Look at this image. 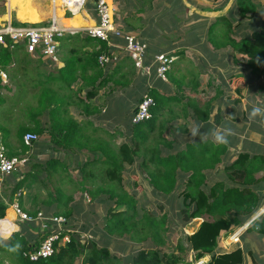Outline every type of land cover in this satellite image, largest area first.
Listing matches in <instances>:
<instances>
[{
    "label": "crops",
    "instance_id": "0c3cea01",
    "mask_svg": "<svg viewBox=\"0 0 264 264\" xmlns=\"http://www.w3.org/2000/svg\"><path fill=\"white\" fill-rule=\"evenodd\" d=\"M51 1H53L56 6H61L62 4L60 3H63V0ZM146 1L147 0H107L110 8L113 10L115 22L116 16L118 17L116 25L125 33L135 35L141 42L147 45V64L149 65L148 59H153V62L150 64L153 65L151 74L147 75L135 67L134 62L122 48L124 45L122 40H114L112 44H108L100 39L91 38L84 32L99 23L95 2L93 0L89 1L85 8L79 12L81 20H79L78 23L73 20L75 13L70 11L71 14L65 17L63 14H65L66 11L63 12L61 9L54 6V14L63 16L61 18L63 24H61L65 26V22L70 21L73 26L69 27L71 31L59 40L58 62H52L40 55L32 57L22 48L14 50L13 61L6 70L7 75L5 74V81L10 83L8 88L11 90V94H13L16 89V95L19 96V94H21L20 91L24 90L26 93L23 94L24 96L22 97L20 95L19 99L26 97L27 99L35 98L37 106L33 107L31 105L26 118L27 123L20 127L18 125V127L16 125L14 126L16 129H13V131L17 136L15 140L13 138L14 134L8 132V130L4 128L0 117V143L6 147L10 157L21 156L28 158L29 161L23 169V171H25L24 175L32 174L33 176L34 171L42 167L45 168L44 171H56L57 173L53 174V176L61 177L63 178L62 180H64L65 176L72 177L73 175H77L74 173H79L83 178L86 176L92 177L96 174H98V176H103V172H106L107 168L105 163L109 161L111 153L108 150H112L110 147L116 146L118 148L123 144L129 143L128 140L131 141L134 138L131 119L140 101L137 106L132 105V107L131 101L133 94H138V98L140 95L144 97L143 94L146 95L149 88H155L161 95L173 97L177 95L178 91L181 93L178 88V82H185L186 85L184 88L187 91L186 95L192 96L190 88L191 83L198 80L200 81L201 75L203 76V73L207 70L205 67L207 66V62L201 59L202 56L206 55L205 59H207L209 55H211V52L213 54L223 53L227 49H215L209 43L210 32L214 30V25L218 20L227 18L232 24L233 31H237L234 32L235 34L239 31L244 34V37L250 35V33L246 34L245 31H242V29L248 26L249 20L248 22H244L245 19H241L239 24H236L237 5L240 9L239 0H150L153 2V8L152 5L145 8L144 2ZM11 2L19 7L18 17L22 22L18 18L17 21H14L19 24H49L54 15L50 13V0H34L33 2L32 0H17L14 2L11 0ZM39 3H44L45 5H39ZM229 5L230 8H228ZM9 12H11V10H9ZM10 20L9 16L6 22ZM133 22L137 23L139 27H136ZM262 24V20L260 19L259 26L255 28V30L260 29ZM75 25H77V27ZM215 27L216 32H223L225 29V26L221 24ZM135 32H138L139 36H137ZM167 33H170L167 38L170 44L164 46L160 39L163 38L166 40L165 34ZM172 33L174 34L172 35ZM162 34H164V37L161 36ZM103 54L109 55L111 61L102 67L97 65L96 60ZM163 54L175 58L174 64L169 72L170 78L167 77V81H162L158 77L154 66L155 57ZM189 55L196 57L202 65V72L190 79H186L185 76L187 77V74L185 72V66L188 63ZM224 55L223 59L226 57V54ZM233 57L237 56L233 53ZM212 68L217 71L216 73H220L218 69H215L216 67L214 65H212ZM39 70H41V72ZM233 74L234 73L230 74L229 77ZM248 75L249 74H245V76ZM141 77H143L144 80L142 88L138 82ZM221 77L225 78V76ZM5 81L3 79L4 84L6 83ZM130 81L132 84H130ZM134 85V89H141V93L140 90H132ZM189 89L190 92H188ZM1 94H3V92ZM41 98L42 101H44L43 108L39 105V100ZM236 100L235 103H237ZM29 102L30 101H27L30 106ZM4 104H0V113L8 112L2 110ZM222 104L228 105L230 103L229 100H227L226 103ZM222 104L218 105L219 110L222 108ZM229 106L230 105H228L227 115L230 120L235 121L233 123L236 125V112L232 110L234 107L230 108ZM128 107L133 110L131 115L127 114L126 108ZM174 110L179 113L178 119L169 123V127L179 129L182 126H186L189 130L188 133L176 131L174 134H171L169 131L172 138L175 135L174 140L177 142L175 148L179 146L182 139H189L191 142L203 141V137H193L191 135V129L197 126H199L201 133H206L209 129H214V126L211 124L208 126L199 123L192 115L186 117L182 116L183 112L177 107L174 108ZM17 111L18 110L11 109L10 112L12 114L10 113L7 115L8 120L5 119V121H10L12 124H15V122L18 123L19 115ZM33 113L37 114L36 118L30 115ZM42 115V120H39V116ZM120 115L124 116V118L122 119ZM167 116L168 115L161 117V120H164ZM247 116V114L244 115V117ZM35 120L40 121L43 125L42 128L44 133L39 135V137H42V143L46 146V150H44L45 153L40 152L38 155L42 157V161L37 159L34 160V157L28 155L30 154L29 149L26 153L23 152L20 139L19 131L21 129L36 128L37 122ZM128 120H130V122H128ZM21 122H26V120ZM179 123H181V125ZM55 124L57 128L54 131ZM8 127H10L9 123ZM170 128L168 130H170ZM127 137L129 139L124 141ZM208 138L210 137L204 140ZM17 141L20 142L21 146L19 145L18 148H14V144H16ZM185 145L186 143L183 142L181 145L182 149H185ZM228 145L230 149V143H228ZM33 146L35 148V144ZM53 149L57 152V155L54 157L50 155ZM75 152H78V154H74ZM236 156L235 154L227 155L226 158H224V163L221 165V168L230 166L236 160ZM53 160L58 162L49 164ZM86 169H89L87 173L84 172ZM61 170L64 172L59 173ZM220 171H213L209 174L214 177L217 173H220ZM136 174L144 178L141 173H135V175ZM11 176L4 177L0 174V201H3L8 206L5 218L0 221V229H3L1 223L3 221H8L17 227V230L12 231V235L16 233L26 234V236L33 239L32 246H34L39 241L38 237L41 236L40 231H43L41 229L42 223L38 224L37 222H40L39 220L31 224L26 223L30 225L27 226L26 229L21 226L24 222L20 220L13 206L14 203L19 202L25 189L21 192L22 196L17 195L13 200H10L5 194L7 186L3 179L8 177V180L14 182L15 176ZM144 181L146 185L149 186L148 181L146 179H144ZM70 183L78 188V192H83L78 181L72 180ZM260 188L259 191H262ZM260 194L264 199V194ZM173 195L175 197L176 193ZM173 195H171V197ZM172 199L174 198L172 197ZM22 204L23 210L27 211L25 201L22 200ZM91 204H93V202H91ZM101 206H104V204ZM261 208V211L251 219H248L247 221L249 222L247 223L246 221L244 226L251 224L257 217L263 215L264 202ZM9 215H11V217L7 218ZM185 221L189 222L186 228L187 233L189 232L188 235H192L201 224L198 220L189 221L185 219ZM68 227L72 228L70 222L66 225V230L69 231L68 234L75 232L74 230H69ZM242 228L244 227L234 228L229 236ZM247 229L248 227L243 230L239 243L249 234ZM251 234L254 235L253 239L261 240L259 234ZM36 235H38V237ZM262 241H264V238ZM234 247H236V245L232 243L226 246L221 242L218 246V253L230 252ZM210 260L211 256H207L201 261H197L195 264H207ZM244 264L254 263L244 262Z\"/></svg>",
    "mask_w": 264,
    "mask_h": 264
},
{
    "label": "trees",
    "instance_id": "16d2710c",
    "mask_svg": "<svg viewBox=\"0 0 264 264\" xmlns=\"http://www.w3.org/2000/svg\"><path fill=\"white\" fill-rule=\"evenodd\" d=\"M239 5L240 15L244 19L248 18L249 12L255 14L258 9V5L251 0H239ZM253 16L249 18H253ZM14 24L19 25L17 22H14ZM218 24L227 28L223 32H216L215 26H218ZM229 25L232 26L227 18L218 20L214 25V30L210 32L209 43L215 49L231 48L234 54L247 58L246 68L250 70V74L248 76L233 74L229 78L234 80L235 78L244 79V81L248 80L246 82L249 83L259 81V90L263 91L264 86L260 82H264V23L260 29L252 31L250 35L243 37L241 40L231 37L232 31ZM18 48L24 49L23 46ZM14 52V50L0 48V104L5 103L1 94L4 89L2 73L11 65ZM152 62V58L148 59L149 65ZM96 63L100 65L99 58H97ZM169 72L167 77L170 78ZM178 84L181 93L178 91L177 95L173 97L161 95L155 88L147 90L146 95L155 102L152 109V119L135 125L132 123L134 138L130 143L123 144L118 148L109 146L112 150H108L111 153L109 161L105 165L108 174L106 176L110 180V184L94 186L95 188L92 186L88 189L85 186L88 179L86 176L82 182H79V186L83 189V193L90 196L92 201L98 202L96 203L98 207L94 206L93 209L100 208L106 201L114 202L115 206L109 210V214L106 216L105 230L108 236L127 234L132 240L137 238L135 240L137 242L144 241L145 238L136 236L143 228L146 230L147 236L163 245L164 240L161 231L167 223V215L158 220L152 217V214L148 211H144V215L141 216L137 209L140 202L135 196L129 195L128 190L130 187L123 185L125 182L123 178L125 164H134L135 157L139 156V153L144 150L146 159L142 163L141 169L143 171L141 174L142 176L145 174L146 180L149 186L154 189L155 194L163 198H169L171 195L178 193L179 197L183 199L185 208V210H182V214L186 213L189 221L198 220L201 224L192 235L186 238V242L179 243L176 254L163 253L159 249L145 248L135 255L133 264H193L207 256H211V260L207 264H244V251L240 246L236 245L230 252L224 253H218V246L221 238L229 235L234 228L242 227L248 219L257 214L263 205L262 201L264 199L253 187L256 186L257 188L264 181V178H259L260 174H264V157L258 155L251 157L248 154L238 155L230 166L223 168L225 179L212 184L209 173L215 171L217 166L224 163V158L229 153V145H216L212 143L211 138L198 142L182 139L179 146L175 148L177 142L175 140L167 141L165 137L166 131L170 128L169 123L178 119L179 113L174 108L181 109L182 116L192 115L199 123L209 126L214 119L217 104L214 103V98L204 101L198 99V96L204 93V91H200L201 84L198 81L190 85L192 96L186 95L185 82H178ZM225 95L226 93L219 89L217 97L223 98ZM142 100L143 97L140 99V103ZM236 102L239 103L240 101L236 100ZM39 105L40 107L44 106L42 98L39 100ZM30 115H33L34 118L37 117L35 113ZM165 115L168 116L161 120V117ZM35 121L37 122L36 128H25L20 131L22 150L25 153L29 149L23 142L25 134L31 132L42 135L44 133L41 122ZM54 128L55 131L56 124ZM169 131L171 134L176 131L189 132L186 126L179 129L170 128ZM183 142L186 143L185 149H182L181 146ZM161 145H165L169 152L164 154ZM57 162L53 160L49 164ZM185 175H188V179L185 178L184 186L179 189V179ZM97 177L98 174L92 176V178ZM219 177L220 173L214 176V178ZM27 178L33 179L32 174L24 175L17 180L12 188L10 200H13L19 194L22 196L21 192L24 189L31 190L33 183H28ZM58 193L60 194L51 195L49 201L44 202V205L49 209L55 206L57 208V212L54 213L55 216L64 217L68 220L74 212V209L69 207L72 196L63 194L60 190ZM105 196L108 198L103 199ZM19 204L22 207V197ZM7 207L3 201H0V220L5 218ZM25 212L32 218L37 217V214L40 213V211L28 210ZM90 214L93 215L94 212L91 210ZM9 217L11 215L7 218ZM5 222L11 224L8 221L2 223ZM26 223L28 222L21 224L25 229L31 224ZM247 232L257 233L264 237V214L259 217V220L256 219L249 225ZM69 234L71 236L69 243L58 245L53 257L39 262H30L24 256L33 247V239L26 236V234H13L7 243L12 245L19 241L22 248L19 253H12L7 248L0 247V264L3 263L4 256L14 258L15 261H13L16 264H75L79 259H82L83 264H115L113 262L114 258L111 260V252L108 248H100L97 242L88 245V242L81 240L82 235H78L76 232ZM38 243L39 241L36 244ZM89 246H92V248H88ZM188 253L194 254L192 262L186 261L184 255Z\"/></svg>",
    "mask_w": 264,
    "mask_h": 264
},
{
    "label": "rangeland",
    "instance_id": "374dc122",
    "mask_svg": "<svg viewBox=\"0 0 264 264\" xmlns=\"http://www.w3.org/2000/svg\"><path fill=\"white\" fill-rule=\"evenodd\" d=\"M33 1L34 0H32V2ZM251 1L254 4L258 5V9L255 14H252V12H249L248 18L254 15L253 18H249V19L247 18L244 20V22H248L249 20L248 26L242 29V31H245L246 34L248 33L251 34V32L259 26L260 19L262 20V23H264V0H251ZM8 4L9 3L7 2V0H0V26L5 25L6 20L8 19L9 16L13 22L17 21V18L19 19L18 5L12 6L11 12H9ZM60 4L62 5L56 6L54 5V2L50 0V13L54 14V6H55L58 9H61L63 12L66 11V13L63 14L65 17L69 16V14L71 13L70 11H67L68 8L66 7V5H64L63 3H60ZM39 5H45V4L39 3ZM150 5H152V8H153L152 1L147 0L146 2H144L145 8H148ZM228 8H230V5L228 6ZM236 16H237L236 24H239L240 20L244 18H242L240 15V9L238 5L236 9ZM53 17L57 18V20L59 21H62L61 18L63 16L61 15L58 16L54 14ZM77 19L78 18L74 17L73 20H77ZM116 22H118L117 16H116ZM65 23L71 24L70 21H67ZM133 24L136 27H139L137 23L133 22ZM229 27H230V30L232 31V34H231L232 38L241 40L244 37V34H242L239 31L237 34H235L234 32H237V31L235 30L233 31V27L231 25H229ZM226 28L227 27L225 26V29ZM155 30L159 31L158 29H155ZM135 34L139 36L138 32H135ZM167 34H165L166 40L163 38L160 39L163 42L164 46H168L170 44V42L167 41V38L170 33L168 35ZM173 34L174 33H172V35ZM161 36L164 37V34H162ZM233 53L234 52L231 48H227L225 52L223 53L213 54L211 52V55H209L210 59L209 57L205 59L206 55L202 56L201 59L207 62V66H205L207 70L205 71V73H203V76L201 75L200 81L198 80V82L201 84L200 91H204L203 95L198 96V99L203 100V101L210 100L213 98L215 99L214 103L217 104V107H216L215 114L213 117L214 119L211 125H213L214 127L223 125L225 128L229 127L233 129V132H234L233 135L235 136V138L233 135L229 137L230 149L227 155L235 154L237 155L236 157H238V155L240 154H248L251 157L257 156V155L264 157V123L260 122L259 117L256 120H249L248 116L244 117V115L246 114L248 115V113L251 110V106L253 104L264 106V90L263 91L259 90V86H258L259 81L249 83V82H246L248 80L244 81V79H239V78H235L234 80V79L229 78V75L232 73H234V75L250 74V70L246 68L247 58L241 55H238V54H235L237 57H233ZM224 54H226V57L223 59V57L225 56ZM212 65H214L216 67L215 69H218L219 70L218 72L220 73H216L217 71L214 70V68H212ZM39 71L41 72V70ZM185 72L187 74V77L185 76L186 79H190L193 76L198 75L202 72V65L199 63V61L196 59L195 56L189 55L188 63L185 66ZM5 74H6V71L2 73V79H4V81L6 79L4 78ZM221 76H225V78H222ZM143 81H144L143 77H141L138 81L141 85V88H142ZM260 83L262 84V86H264L263 81H261ZM2 84L4 86V89L2 90L3 92L2 97L4 98L6 102L3 105L4 108L2 110L3 111L5 110L6 112L8 111V112L7 113L1 112L0 117L2 119L1 121L3 123L4 128H6L8 132L10 133L12 132L14 134L13 138L15 140L17 139V136H16V133L13 131V129H16L14 126L18 125L20 127L21 125H24L25 123H27L26 118L28 116L30 107L31 105L33 107H36L37 102L35 98L27 99L26 97L23 99H19V96L20 95L21 97L24 96L23 94H25L26 91L21 90L20 91L21 94H19L18 96L16 95L17 91L15 89L14 93L11 94L10 93L11 90L8 88L10 83L6 82L5 84L4 83ZM130 84H132L131 81H130ZM134 88H135V85L132 87V90H140V93H141V89L139 88L134 89ZM219 89L223 90L226 93V95L223 96V98L217 97ZM188 92H190V89L188 90ZM138 96H139L138 94H133L131 106L138 105L142 97L140 95V97L138 98ZM236 99L239 100L240 102L235 103ZM227 100H229V103H230L228 104L230 105L229 107L230 108L234 107L232 110L236 112V117H237L236 125H234L233 123L235 121L230 120L229 116L227 115L228 105L222 104V103H226ZM27 101H30L29 102L30 106L28 105ZM221 104H222V108L219 110L218 105H221ZM41 107L43 108V106ZM11 109L18 110L17 111V114L19 115L18 123L15 122V124H12V122L10 121H7V122L5 121V119L8 120L7 115L11 113L10 112ZM126 109H127V114L131 115L133 110L129 109V107ZM42 117L43 115L39 116L38 119L42 120ZM120 117H122V119L124 118V116L122 115H120ZM25 120L26 122H21ZM132 120L133 119H131V122ZM128 122H130V120H128ZM8 123L10 124V127H8ZM179 124L181 125V123ZM174 138H175V135L172 138L171 134L169 133V130L166 131L165 139L167 141H174ZM205 138H207V136L203 137V140ZM128 139L129 138L127 137L124 141ZM128 142L130 143V140H128ZM19 145L21 146L20 142L17 141V143L14 144V148H18ZM161 149L164 152V154L169 152V150L165 147V145H161ZM44 150H46V146H44L42 143V137H39V141L35 144V148L34 146L29 148L30 154L28 155H30L31 157H34L33 158L34 160L37 159L39 161H42L41 160L42 157L38 155L40 152L45 153ZM74 154H78V152H75ZM50 155H52V157L57 155L56 150L55 149L51 150ZM145 159L146 158L144 155V150H142L141 153H139V156L135 157L134 164H131V165L125 164V170L123 172V178L125 179V182L123 183V185L129 186L130 187V189L128 190L129 195L135 196V198L140 202L138 203L137 209L139 210V214L141 216L144 215L145 213L144 211H148L149 213L152 214V217L158 220H161L164 215L165 216L167 215L168 217L167 223L163 227L162 229L163 231H161L162 232L161 235L164 240L163 245L158 244L152 239V237L147 236V232L143 228L140 229L139 233L136 236L139 238H145L144 241L137 242L135 241L137 238L135 240H132L131 237L127 234H124L123 236H120L119 234L108 236L105 230L106 216L109 214V210H111L115 206L114 202L106 201L104 203V206H101L102 208L100 207V208L93 209L94 206H97L95 204L97 201L96 202L91 201L92 199H90V196L87 193L78 192L77 191L78 188H76L70 183V181L72 180L78 181V182L83 181V176L79 175V173H74L77 175H73L72 177L65 176L64 180H62L63 178L61 177L53 176V174L57 173L56 171H51V170L44 171L45 168L40 167V169H37L34 171L35 176H32L33 179L27 178L28 183L31 182L33 183V185H32L31 190H25V192H23L22 200L25 201L26 209L29 211H39L40 210V212H43L45 215L55 216L54 213L57 212V208L53 206V208L49 210L47 206L44 205V202L46 201L48 202L51 195H59L60 194L58 193L59 190L63 194L72 196V200L69 202V207L73 208L74 212L72 214L73 218L71 217L69 221L66 219L67 224L70 222L71 227H72V228L68 227V229L74 230L76 233H78V235L81 234L82 235L81 240H85L86 242H88V245H90L92 242H95V243L97 242L100 248H103V247L108 248L111 252V260H113L112 258H114L113 262H115V264H133V259L135 255L139 251L145 248L159 249L163 253L176 254L179 243H181L182 241L186 242V238L190 236L188 235L189 232L187 233L186 231V228L188 227L187 225L189 224V222L185 221V219L188 220L187 214L186 213L182 214V210H185L183 199L179 197L178 193H176L175 197L174 195L172 196L174 199H172V197L163 198L159 195L157 196L154 192V189L146 185L144 181V179H146L145 174H143L144 178L140 177L137 174L135 175V173H141L143 171L141 168H142V163L144 162ZM31 165H32V161H31ZM223 168H221V166L219 165L217 166L215 170L216 172L218 170L219 171L221 170L219 178H214L212 175H209L210 182H212V184L218 182L219 180L225 179ZM88 171L89 169L85 170L86 173ZM24 172L25 171L21 170V171H17L13 173L12 174L13 176L11 177L15 176L14 182L12 180L11 181L8 180V177L3 179L4 183L7 186L5 189L6 190L5 194L8 197L11 196L12 188L16 184L17 179L19 180L22 178V175L24 176ZM63 172L64 171L61 170L59 173H63ZM106 175H108L107 172L105 173L103 172V176L101 175V176H98L97 178H92L89 176L87 179V184L85 185L86 188L90 189L92 188V186L98 187V186H104L105 184L109 185L110 180L108 179ZM185 178L188 179L187 176H184L183 178L179 179V189H181L184 186ZM259 178H264V174H260ZM90 182H93L92 185ZM253 188L257 193L264 194V181L261 184H259L257 188L256 186H254ZM259 188L262 189V191H259ZM106 197L107 196L103 197V199L108 198ZM91 202H93V204H91ZM262 202H264V200ZM261 209L257 213H259ZM91 210L94 212L93 215L90 214ZM248 222L249 221H247V223ZM37 223L39 224L43 222L40 221ZM249 225L250 224H247L246 226L243 225L242 227H249ZM2 226L3 228H8L11 231L17 230L16 226L12 224H7V222L2 223ZM40 232H41L40 234H42V231ZM38 235L36 236L38 237ZM259 237L261 238V240L253 239L254 235L249 233L243 240H241V243L235 244V243H232L231 236L227 235L220 239V243L223 242L226 246H229V244L231 243L234 245L240 246L244 251L245 263L264 264V241H262L264 237H261V236ZM88 248H92V246H89ZM184 256L186 257V261L188 262L189 261L192 262L194 259L193 257L194 254L192 253H188ZM13 260L14 258L12 259L8 256H4L2 264H16L14 262L15 260L14 261ZM75 264H83L82 259L77 260ZM193 264H195V262Z\"/></svg>",
    "mask_w": 264,
    "mask_h": 264
},
{
    "label": "built area",
    "instance_id": "2783aa9c",
    "mask_svg": "<svg viewBox=\"0 0 264 264\" xmlns=\"http://www.w3.org/2000/svg\"><path fill=\"white\" fill-rule=\"evenodd\" d=\"M9 1L7 0V2ZM89 1L91 0H65L64 5H66L69 11L75 13L70 8L71 4H78L80 6L79 12H81ZM95 7L99 23L84 32L91 38L100 39L108 44H112L114 40H122L124 42L122 48L134 62L135 67L145 74H151L153 65H148L146 62L147 45L141 42L135 35L125 33L116 25L113 10L110 8L107 0H97ZM70 31L60 26L55 17L49 24L15 25L10 20L5 25L0 26V48L15 50L23 46L24 50L32 57L40 55L52 62H58L59 40ZM110 61L111 58L107 54L99 57V63L102 67ZM174 61L175 58L165 54L155 57L154 66L159 78L167 81V73L171 70ZM154 106V100L148 95H145L137 107L132 120L133 124L151 120ZM38 141L39 135L31 132L25 134L23 137V142L27 147H32ZM28 161L27 157H10L6 147L0 143V174L2 176H11L13 173L23 170ZM13 207L21 221L34 223L39 220L43 222L41 228L43 231L39 243L35 244L24 254L30 262L50 259L55 255L58 245H65L70 242L71 236L68 234L69 231L66 230V218L57 216L46 217L43 212L38 213L37 217L32 218L23 211L19 202L14 203ZM246 228L244 227L231 235L232 243L236 244L240 242V236Z\"/></svg>",
    "mask_w": 264,
    "mask_h": 264
},
{
    "label": "clouds",
    "instance_id": "9594fccd",
    "mask_svg": "<svg viewBox=\"0 0 264 264\" xmlns=\"http://www.w3.org/2000/svg\"><path fill=\"white\" fill-rule=\"evenodd\" d=\"M260 118V122L264 123V106H260L257 104H253L251 106V110L248 113L249 120H256ZM233 129L227 127L225 128L223 125L215 126L214 129H209L206 133H201L199 126L191 129V135L193 137L201 136V137H210L212 143L216 145H226L229 143V137L233 135ZM255 215V214H254ZM259 220V217H257ZM12 235V231L8 228L0 229V247H5L9 252L19 253L22 245L19 241L15 244L9 245L7 242L10 240Z\"/></svg>",
    "mask_w": 264,
    "mask_h": 264
},
{
    "label": "bare ground",
    "instance_id": "6f19581e",
    "mask_svg": "<svg viewBox=\"0 0 264 264\" xmlns=\"http://www.w3.org/2000/svg\"><path fill=\"white\" fill-rule=\"evenodd\" d=\"M9 4H8V6H9V10H11V7L12 6H15V4H13L12 2H11V0L8 2ZM63 3L65 4V0H63ZM70 8H72L74 11H75V18H78L77 20H75L76 21V23H78V21L79 20H81V16H80V14H79V8H80V6L78 5V4H76V3H73V4H71V6H70ZM56 20H57V18H56ZM58 21V24L60 25V26H62V27H64V28H66V29H70L69 27H73L71 24H64L65 26H63L61 23V21H59V20H57ZM76 27H77V25H75ZM227 242V241H226ZM228 243H230V242H228Z\"/></svg>",
    "mask_w": 264,
    "mask_h": 264
},
{
    "label": "water",
    "instance_id": "95a60500",
    "mask_svg": "<svg viewBox=\"0 0 264 264\" xmlns=\"http://www.w3.org/2000/svg\"><path fill=\"white\" fill-rule=\"evenodd\" d=\"M95 2L97 1V0H94ZM137 110V109H136Z\"/></svg>",
    "mask_w": 264,
    "mask_h": 264
}]
</instances>
